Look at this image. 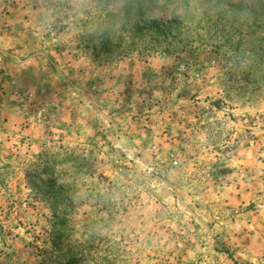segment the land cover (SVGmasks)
<instances>
[{
  "label": "rangeland",
  "instance_id": "obj_1",
  "mask_svg": "<svg viewBox=\"0 0 264 264\" xmlns=\"http://www.w3.org/2000/svg\"><path fill=\"white\" fill-rule=\"evenodd\" d=\"M128 1L0 0V264H264V1Z\"/></svg>",
  "mask_w": 264,
  "mask_h": 264
},
{
  "label": "trees",
  "instance_id": "obj_2",
  "mask_svg": "<svg viewBox=\"0 0 264 264\" xmlns=\"http://www.w3.org/2000/svg\"><path fill=\"white\" fill-rule=\"evenodd\" d=\"M146 1L147 0H129L128 1L129 2L128 9H130V10L127 13H131L132 11H136L135 16H137V15H141V16L147 15L148 16L150 14V10H149V6H147V4H146ZM149 1H151L152 4L155 2L154 5H157L160 2V0H149ZM262 1H264V0H253L256 7H258V4H261ZM256 14H258V13H256ZM106 22H107V20L104 21V24H103L104 25V27H103L104 31L100 32V37L102 39V45L104 47H106V49H107V48H109L110 43H112L113 37L111 35L110 29H108L109 25H107ZM108 22H109V20H108ZM168 29H170V27H165L166 31Z\"/></svg>",
  "mask_w": 264,
  "mask_h": 264
}]
</instances>
